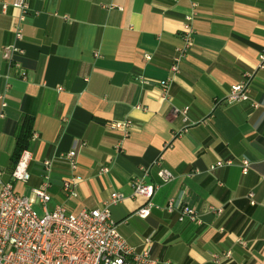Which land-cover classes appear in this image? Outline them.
Returning a JSON list of instances; mask_svg holds the SVG:
<instances>
[{
    "label": "crops",
    "instance_id": "1",
    "mask_svg": "<svg viewBox=\"0 0 264 264\" xmlns=\"http://www.w3.org/2000/svg\"><path fill=\"white\" fill-rule=\"evenodd\" d=\"M12 1L0 0L3 180L11 179L15 135L30 117V177L13 182L18 192L39 186L42 161L49 159L50 210L61 205L77 213L122 193L109 206L111 218L130 245L148 237L157 264H264V70L257 68L264 0H26L18 41ZM187 16L192 45L173 74ZM13 43L22 50L15 56L21 71L2 57ZM245 72H254L249 95L259 107L225 100ZM167 78L164 98L159 86ZM185 107L186 120L172 113ZM126 121L127 127L111 126ZM75 144L72 171L64 155ZM218 159L232 164L210 170ZM242 160L249 161L245 174ZM143 166H150L145 181L159 186L154 204L181 198L201 223L155 207L146 218L137 216L144 200L131 196L130 182ZM159 167L174 179L161 182ZM72 176L79 181L68 197L62 185Z\"/></svg>",
    "mask_w": 264,
    "mask_h": 264
},
{
    "label": "built area",
    "instance_id": "2",
    "mask_svg": "<svg viewBox=\"0 0 264 264\" xmlns=\"http://www.w3.org/2000/svg\"><path fill=\"white\" fill-rule=\"evenodd\" d=\"M9 4L2 3V10L5 11ZM18 10V15L11 24V30L15 41L22 38V21L29 9L26 0H13L11 4ZM191 16H187L183 24V44L177 47L172 58L170 70L173 74L179 71V63L189 52L192 45L193 29L190 25ZM22 54L16 43L4 47L2 57L9 65L20 69L19 62L15 56ZM145 57L148 58L145 54ZM258 69L264 70V52L259 56ZM23 74V72H20ZM254 72H245L242 79L230 86L225 100L229 103L251 101L250 80ZM171 78L162 81L159 86L160 95L168 98L167 88ZM252 107H259L261 104L251 101ZM5 103L2 102V106ZM264 106V104H263ZM172 113L175 116H182L186 120L187 108H174ZM129 122H112V127H127ZM186 127L180 130L185 132ZM83 144V143H82ZM75 144L65 155L70 168L74 171L77 167V147ZM31 160L30 151L25 148L21 151L11 171V179L3 180V172L0 170V264H157L158 259L150 255L151 242L148 237L143 238L139 246L130 245L124 236L119 232L117 223L111 218L109 206L123 200L124 196L119 192H112L102 205L92 209H82L77 213L67 212L61 205H56L52 210L47 209V202L50 200L48 189L51 185V160L42 161L43 173L39 186L31 188L29 194L18 192L13 182H26L30 174L28 166ZM160 165V158L154 162ZM231 160L218 159L209 166L210 170L216 167L230 165ZM242 173L249 168V161L240 162ZM140 174L133 176L130 182L131 196L142 197V204L136 209L135 214L140 218H146L150 210L155 207L167 212H177L178 220H188L200 224L195 209L183 203L181 198H169L164 206L160 207L151 200L157 184L145 181L149 175L150 166L139 168ZM106 172L107 168L101 169ZM157 176L165 183L174 179L170 170L159 167ZM79 178L72 176L64 180L63 190L68 197L76 195V186ZM252 194L250 193L249 196ZM254 203V201H251ZM38 204L43 215L38 216L34 204ZM210 211L220 213L221 208L209 206ZM241 242V240H240ZM229 252L225 253V257ZM214 260L218 262L217 255Z\"/></svg>",
    "mask_w": 264,
    "mask_h": 264
},
{
    "label": "trees",
    "instance_id": "3",
    "mask_svg": "<svg viewBox=\"0 0 264 264\" xmlns=\"http://www.w3.org/2000/svg\"><path fill=\"white\" fill-rule=\"evenodd\" d=\"M32 118L23 117L22 122L15 135V145L11 154V158L14 162L17 161L21 151L28 148L31 138Z\"/></svg>",
    "mask_w": 264,
    "mask_h": 264
},
{
    "label": "rangeland",
    "instance_id": "4",
    "mask_svg": "<svg viewBox=\"0 0 264 264\" xmlns=\"http://www.w3.org/2000/svg\"><path fill=\"white\" fill-rule=\"evenodd\" d=\"M48 209L50 210V205L47 206ZM34 209L36 210L38 216H42L43 215V211L41 209V207L38 204H34Z\"/></svg>",
    "mask_w": 264,
    "mask_h": 264
}]
</instances>
